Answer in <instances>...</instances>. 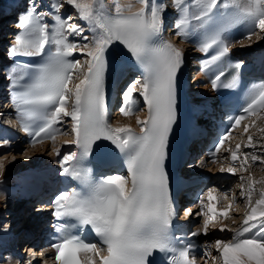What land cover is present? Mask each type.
<instances>
[{
    "label": "snow or ice",
    "instance_id": "1",
    "mask_svg": "<svg viewBox=\"0 0 264 264\" xmlns=\"http://www.w3.org/2000/svg\"><path fill=\"white\" fill-rule=\"evenodd\" d=\"M140 3L142 7L135 11L133 5L119 3L109 11L100 0H51L45 11L41 0H31L30 10L19 20L22 31L9 51L12 57L40 58L36 63L23 62L21 75L11 80L20 89L16 106L23 131L32 137L34 144L45 138L55 142L59 131L55 126L69 118L75 139L64 143L79 150V154L70 152L61 159L63 173L77 181L79 188L65 190L53 200L57 240L51 247L58 264H159L158 254L165 257L164 264H196L190 253L200 246L184 242L183 237L172 232L176 211L165 167L169 136L177 120L178 77L184 54L164 39L163 14L167 11L164 0H140ZM65 5L86 23L91 38L85 34L82 23L72 22L71 14L62 15ZM172 6L179 13L175 24L177 34L188 38L201 32L200 50L205 54L212 52L205 62L206 71L229 55L228 38L234 26L246 25L248 39L257 29L264 31V0H172ZM116 43L123 45L142 69V81L126 87L120 107L124 116L132 115L139 110L135 96L142 98L148 117H137L140 132L131 126L113 127L109 123L105 74L109 49ZM77 53L88 58L84 62L86 72L81 60L71 58ZM77 72L84 74L73 84ZM224 76L222 69L214 75L213 89L237 86L236 76L231 82L221 84ZM69 99L73 100L71 109L67 106ZM261 111H264V83L248 90L246 106L234 118L231 128L240 126L246 117L259 119ZM256 119L244 126L245 133L256 125ZM260 131L264 132V128ZM231 135L229 131L219 140L213 157ZM102 141L111 142L123 154L127 176L93 177L88 165L94 152H103ZM0 147L10 150L9 141L5 139ZM244 147L257 149L252 135H248ZM240 149L241 144L237 143L235 148L230 146L225 151L245 171L249 159L264 163V151L261 155L244 153L241 159ZM53 151L60 155L58 149ZM3 167L0 163V170ZM239 170L220 168L221 172L231 174ZM240 180L248 185L247 188L243 183L240 185V195L246 198L248 207L243 227L234 231L230 240L217 239L205 245V254L219 264H264V187L259 189V199L253 202L252 198L255 185L264 184V178L257 181L251 176L247 180L240 176ZM215 191L210 188L199 198V203L205 205L207 197V212L203 213L207 218L202 228L189 234L191 237L206 236L209 225L215 229L218 219L228 218L231 205L218 210L216 203L218 199H227V194L218 198ZM187 211L192 214L191 208ZM85 230L94 232L99 243L86 241ZM219 231L233 230L221 224ZM213 248L218 253L214 257Z\"/></svg>",
    "mask_w": 264,
    "mask_h": 264
},
{
    "label": "bare ground",
    "instance_id": "2",
    "mask_svg": "<svg viewBox=\"0 0 264 264\" xmlns=\"http://www.w3.org/2000/svg\"><path fill=\"white\" fill-rule=\"evenodd\" d=\"M20 2L22 0H19ZM159 0H157L158 2ZM3 1L0 0V22L5 21V23L7 21H9L10 19V16L12 14H15L14 12H10L12 9L9 7L10 3L8 5H4V3H2ZM107 3L109 4V7L112 10H114V7L117 3L121 4V5H128V4H131L133 5V8H136V7H142V4L140 3V0H107ZM172 3V0H168V4L171 5ZM7 8H10L9 10H7ZM170 7H167V9H169ZM3 9V10H2ZM20 15V18H23V14L22 12L19 14ZM164 19L167 17V11L164 13ZM11 23V22H10ZM83 26H85V28L87 29V25L86 23L82 22ZM2 25V23H1ZM6 25L8 26V24L6 23ZM6 27V26H5ZM4 27V28H5ZM164 35L166 37L167 40H169L173 45H175L176 47H178L179 49H181L183 51V53L185 54V50H186V47L174 40H172V38L170 37V35H168V33H165L164 31ZM6 37V36H5ZM5 37L0 34V44L1 43V40L2 39H5ZM90 37H91V33H90ZM252 38H256L257 41L256 42H253ZM264 38V33H262L261 31L257 32L254 36L251 37V39H245L243 41V44L246 45L245 49H241L242 52L245 54V53H252V48L253 46H255L256 44H258L259 42H261V40ZM252 40V41H251ZM188 43V42H187ZM14 45V43H13ZM12 45V46H13ZM11 46V47H12ZM10 47V49H11ZM117 50L118 52L120 53V49L118 48L117 46ZM4 53V50L0 47V53ZM10 58L12 59V56H10ZM22 67L20 64H18L17 62H13L12 65L10 64H5L4 66V69L3 70H0V81H3L4 80V71H7L8 74H10L11 76H14V75H17L18 72H20L22 70ZM87 70V66L85 68V71ZM199 77H202V75L198 72L195 76V78H199ZM79 80L76 81V83H78ZM187 89H188V95L189 97L195 102L196 105L200 104L199 102H203V101H206V100H211L213 97V92L211 91V88L209 86V83L206 82V81H203L202 79V82H199L197 83L195 86H191L190 83L187 84ZM197 89V90H196ZM195 91H200L201 92V95L200 96H194L193 97V92ZM2 94V93H0ZM203 94V95H202ZM3 100L1 99L0 97V103L2 102ZM4 102V101H3ZM6 103V105H3L4 107H1V104H0V109L3 108L5 109L3 112H2V115L3 114H6L7 116L8 115H11V113H9V111H11V107L9 105L8 102H4V104ZM71 109V107L69 108ZM142 110H138V111H134V113L132 115H129V116H124L123 114H119L118 116L114 117V119H112L117 127L118 126H140L138 123H137V117H139L140 119H146L148 113L145 111L141 112ZM117 114V113H116ZM115 114V115H116ZM264 115V113L262 114ZM261 117V116H260ZM249 119H256L254 117L252 118H248ZM247 120V121H248ZM256 122H257V119H256ZM263 122V121H262ZM70 124V123H69ZM261 126V125H260ZM17 125L14 124V127H10L9 129L5 128L6 129V132L7 131H10V134L13 135L14 137V140L16 142V140L18 139L19 140H22V134L18 133L17 131ZM70 128H71V125H70ZM250 128V127H249ZM259 129V128H258ZM240 133V132H239ZM238 133V134H239ZM234 134V133H233ZM232 134V135H233ZM245 134V133H244ZM250 134V133H249ZM258 134V130L254 129V131L252 132L251 135H257ZM62 136L64 135H61L59 136L60 137V140H56V144H51L53 146V149H60L61 147H66V152L64 155L66 154H69L70 152L74 151V149L76 148L75 145L73 144H65L64 142L65 141H72L75 139V135L73 134V136L71 138L69 137H63L64 139H61ZM247 136V135H246ZM257 137V136H256ZM237 138V137H236ZM241 140V139H240ZM14 142V141H13ZM14 142V144H15ZM253 142L254 141V138H253ZM49 143H50V139H44L43 142L41 143H35V144H26V155H28L30 157V159H32L31 161H35L37 163V165L33 168V170L31 171V174L34 172V171H54L55 169H57L58 167H60L61 165V159H57V155H56V152L53 151L52 154H47L45 155L44 152L48 149L49 147ZM238 143L241 144V146L244 147V145L247 144V138H246V142L243 144L241 143V141H238ZM25 144V143H24ZM260 144V143H259ZM258 144V145H259ZM1 145V144H0ZM16 148H20L19 145L16 146ZM246 148V147H245ZM72 149V151H71ZM259 149V148H258ZM7 151L9 150H6V152H3V154L1 153L0 154V162L4 165L3 167V170L0 172V178L2 177H6L9 175L8 178H11V182L13 181L14 183H11L9 182V180L6 181V183H3L1 182L0 184V199L4 200V198L7 199V201H5V205L8 206L7 208L9 209V206L11 205V207L14 205L12 204V197L14 196L13 193L15 194L16 193V188L18 185L21 186V184H24L25 186L28 184V179L31 178V174L30 175H26L22 178H17L15 173L18 169L20 170V168L22 167H25L27 164H30V162H27L25 159H23L24 157L17 153V152H14L16 150L13 151V149L11 150L10 149V152L8 153ZM52 151V150H51ZM260 151L262 152L263 149L261 148ZM49 152V151H48ZM68 152V153H67ZM239 155L243 156L244 154L243 153H238ZM240 156V157H241ZM10 157V159H9ZM13 157H15V160H13ZM26 157V156H25ZM200 158H204V155L201 154ZM243 158V157H242ZM252 163V161L249 162V165ZM204 164V165H203ZM201 168H192V170H195L197 172H200V173H203V174H210L211 173V176L213 177H216V180H215V184L216 186L219 185L217 183L218 180L222 179L223 181H225L226 179L222 178L221 175L224 173V172H221L220 171V168L221 167H228L226 164H225V160H224V157H219V159L216 161V162H212L210 161L209 159H205L203 162L200 163ZM215 167V168H214ZM258 168H261L260 166ZM264 168V166H263ZM257 170V169H256ZM217 174V176H216ZM255 174V173H254ZM260 174V175H259ZM258 175L257 176V181H260L262 178H264V171H262V168L261 170H258ZM28 176V177H27ZM19 179V180H18ZM9 182V184H8ZM8 184V186H7ZM258 185H260V188L264 187V184H260V183H257ZM216 195V192L214 193ZM217 196V195H216ZM236 194H233V198H235ZM218 197V196H217ZM240 196H237L236 198H239ZM219 198V197H218ZM207 199V197H206ZM21 200V198L17 197V199L15 200V204H16V207L13 211V209H9L7 210V212H10V213H6L4 214L3 211H1V208H2V204H0V220L1 218H3L4 216V219L5 217L7 216H12L14 215L15 213L17 214V212L19 213V208L21 207L19 203V201ZM218 202H221V199H218L217 200ZM255 201V200H254ZM253 201V202H254ZM205 202L208 203V200H205ZM217 203V202H216ZM231 205V204H230ZM222 208V206H221ZM3 209V208H2ZM247 212H248V207H247ZM12 211V212H11ZM181 211V210H180ZM196 213H198V211L196 210V208L192 211V214L189 216L191 220H193V227L194 228H202L203 227V224H198V220H196V218L198 217L196 215ZM247 214V213H246ZM38 215H35L34 214V218H36ZM200 217V216H199ZM18 219L16 218H12L11 222L7 223L6 226L1 229L0 231V239L2 238V240H7V241H11V239L13 240V237L11 236H8L7 233L4 234V230H8L9 228L11 227H15L18 225ZM223 220H220L219 222H222ZM27 224V223H26ZM218 223H216V227H219V225H217ZM212 225H209V232L208 234L205 236V235H202L204 239L203 242H205V244H210V239L212 237V233H216V231H213L214 229L211 228ZM28 228V227H27ZM29 229V228H28ZM35 235H33L32 237H29L28 240L26 241V243L29 245L30 249H38L40 248V245L41 244H37V242L35 241ZM15 244V243H14ZM13 247V246H12ZM1 251L0 252H3L2 254H4V251L5 249L8 250L9 249V253H7L5 257V259L2 257V259H0V264H24L22 263V256L19 254H17L15 252V250L13 249H10V248H0ZM214 249V248H213ZM27 251V250H26ZM33 251H36V250H33ZM212 256V255H211ZM40 257H37L38 260H36L37 262L40 261ZM43 257H45L43 255Z\"/></svg>",
    "mask_w": 264,
    "mask_h": 264
},
{
    "label": "rangeland",
    "instance_id": "3",
    "mask_svg": "<svg viewBox=\"0 0 264 264\" xmlns=\"http://www.w3.org/2000/svg\"><path fill=\"white\" fill-rule=\"evenodd\" d=\"M2 3H4V1L2 2ZM9 3H4V5H8ZM11 13L13 12V8H12V10L10 11ZM74 20H76V17H73V21ZM13 21V20H12ZM11 21V22H12ZM7 24H8V26H9V24H10V20L9 21H7L6 22ZM6 23H5V26H7L6 25ZM19 23V22H18ZM2 26H4V23L2 24ZM10 28V26L9 27H6L5 28V30L7 31L8 29ZM12 32H11V34L13 33L14 35H17L19 32H21V30L20 29H18V28H12ZM4 30L2 29V32H3ZM9 33V32H8ZM6 39H4V40H1V41H3L4 42V47H5V50H7L8 49V43H10L11 41H12V38H13V36L14 35H12V36H10V34H6V35H4V34H2ZM14 40H15V38H14ZM252 40H253V42H256L257 41V39L256 38H252ZM251 40V41H252ZM13 43H15V41L13 42ZM0 46H2L1 44H0ZM3 49V48H2ZM3 55V54H2ZM0 57H1V55H0ZM87 66V65H86ZM82 72H78L77 73V75L76 76H79L80 74H81ZM2 99V98H1ZM3 100V99H2ZM1 107H4L3 105H5L4 104V102L2 101L1 103ZM2 112L3 111H0V114H2ZM116 116H118V115H116ZM114 119V118H113ZM4 121V120H3ZM263 121V122H262ZM261 125V126H260ZM259 128V129H258ZM261 128H264V115H262L259 119H257V122H256V125L255 126H251L250 128H249V131H248V133H245V134H243L242 132H240L239 134H237L236 135V137H237V139L239 140V141H241V143H245L246 142V138L248 137V135H251L252 134V132L254 131V129H256V130H258V134L257 135H252L253 136V138H254V143H256L257 144V149H255V150H253V151H257L256 153H254V154H256V155H261V154H259V153H261V151H260V149L262 148L261 146L262 145H264V132H262V131H260V129ZM64 129H67V127H65ZM7 133H9L10 134V131H7ZM69 133H70V130H68L65 134H64V136H62V138L61 139H64L65 137H69V138H71L70 136H68L69 135ZM250 133V134H249ZM247 135V136H246ZM257 136V137H256ZM64 137V138H63ZM5 139H7V137H5ZM58 140H60V137H58L57 138ZM241 139V140H240ZM57 140V141H58ZM16 141H18V139L16 140ZM15 142V141H14ZM14 142H13V144H14ZM16 143V142H15ZM57 142H55V143H53V141H51V144H56ZM238 143V142H237ZM236 143V144H237ZM260 143V144H259ZM235 144V145H236ZM259 144V145H258ZM1 145H3V144H1ZM17 145H19V144H17ZM26 144H22V146L21 145H19V147L20 148H16V146H14V145H12V146H10V149L12 150L13 149V151L14 150H16V151H14V152H17V153H19V154H21L24 158L23 159H25L27 162H32L33 163V161H31L32 159H30V157L28 156V155H26V152H25V150H26ZM66 148V147H65ZM259 148V149H258ZM263 149V151H264V148H262ZM6 150H9V149H7V148H3V147H0V154L2 153L3 154V152H6ZM52 149L50 148V145H49V147H48V149L44 152V154L45 155H47V154H52V151H51ZM66 150V149H65ZM49 151V152H48ZM253 151L252 150H248V149H244L243 151H241V153H249L250 155L251 154H253ZM8 153L10 152V150L9 151H7ZM240 153V154H241ZM26 156V157H25ZM241 156V155H240ZM224 157V156H223ZM242 157L243 156H241V159H242ZM9 159H10V157H9ZM226 159V158H225ZM251 161V159H249V161L248 162H250ZM1 163V162H0ZM35 163H33V164H31V165H27L26 167H25V170L22 172V173H27L28 171H29V169L31 168V166L32 165H34ZM204 165V164H203ZM227 165V164H226ZM261 167L262 168V171H264V168H263V166H264V163H261V162H259V161H257V162H253L252 161V163L249 165V169H251L250 171H249V173H247L246 171L244 172L243 170V168H241V165H240V163L237 165V168L238 169H240L239 170V174H238V178H237V180L235 181V186H234V188H233V194H236V197L237 196H240L239 197V202H238V204H237V206H236V208H235V210L234 211H232V213H231V215H229L228 216V218L227 219H221V220H223L222 222H217L218 224L217 225H221V224H226V225H228V227L229 228H231V227H233V226H239L240 225V223L239 222H237L238 220H241L243 217H244V213L246 212L247 213V201H246V198H244V197H242L241 195H240V193H241V191H242V189L240 188V185L243 183L244 185H245V188H247V183L245 182V181H241L240 180V176H244L245 178H246V180H247V177H249V176H251L253 179H255V180H257V176H259L258 175V170H261V168H258V167ZM199 168H201V167H199ZM198 168V169H199ZM247 168V169H248ZM257 169V170H256ZM3 170V169H2ZM2 170H0V172L2 171ZM33 169H31V171H32ZM18 171V170H17ZM15 173V175H16V177L17 178H19V173H17V172H14ZM255 173V174H254ZM9 177V175L8 176H6V177H2V178H0V184H1V182H2V184L3 183H6V181L7 180H11V178H8ZM28 177V176H27ZM22 178V177H21ZM9 180V182H11ZM27 180H29L28 178H27ZM9 182H8V184H9ZM11 183H14L13 181L11 182ZM8 184H7V186H8ZM255 191L253 192V201L254 200H257V199H259V197H260V193H259V189H260V185H258V184H256L255 185ZM233 196V195H232ZM5 201H7V199L6 198H4V200H2V199H0V204H2V208H1V211H3L4 212V214H6V213H10V212H7V210H9L7 207L8 206H6L5 205ZM255 202V201H254ZM13 209V208H12ZM221 209H223V207L221 208ZM12 212V211H11ZM1 213V212H0ZM5 216V215H4ZM4 216H3V218H1V220H0V226L1 225H3L4 223H5V225L3 226V228L6 226V224L7 223H9V222H11V219L15 216V215H13V216H7V217H5V219H4ZM246 216V215H245ZM245 218V217H244ZM199 219V216L196 218V220H198ZM198 224H200L199 223V221L197 222ZM220 225H219V227H220ZM219 227H217L216 229H214L213 231H216V233L214 232V233H212V237H211V239H210V243H214L215 242V240H217V239H220L222 236H218L217 235V233L219 234ZM3 228H1V229H3ZM212 229H213V227H211ZM232 229V228H231ZM1 231V230H0ZM5 231H7V230H4L3 232H4V234H6L5 233ZM230 233V232H229ZM229 233H226V235L225 236H223V240H230L231 238H232V235H231V233L229 234ZM223 234V233H222ZM204 239L205 238H203V241H204ZM2 242H3V240H2V238L0 239V247H1V245H2ZM0 251H1V249H0ZM0 253H3V252H0ZM3 255V254H2ZM31 256L33 255V254H30ZM29 255V256H30ZM213 255L214 256H216V255H218V253H217V251L214 249V252H213ZM4 259H5V257H3ZM27 259H30V260H33L32 258H29V257H26ZM0 259H2V257H0ZM6 260V259H5ZM216 264V263H218L217 261H211V264H214V263ZM22 263H24V262H22ZM29 263H32V262H29ZM39 262H35L34 264H38ZM25 264V263H24Z\"/></svg>",
    "mask_w": 264,
    "mask_h": 264
}]
</instances>
